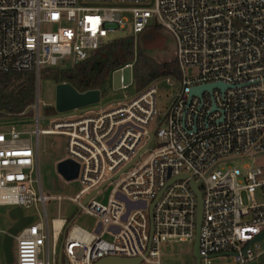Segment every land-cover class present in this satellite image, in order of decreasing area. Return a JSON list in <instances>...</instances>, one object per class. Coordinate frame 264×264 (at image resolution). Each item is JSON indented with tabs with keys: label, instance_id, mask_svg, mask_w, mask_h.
<instances>
[{
	"label": "built area",
	"instance_id": "built-area-1",
	"mask_svg": "<svg viewBox=\"0 0 264 264\" xmlns=\"http://www.w3.org/2000/svg\"><path fill=\"white\" fill-rule=\"evenodd\" d=\"M127 25L133 37L152 25L172 36L173 65L158 79L123 102L55 112L50 130L38 128L34 97L35 148L0 126V206L23 210L39 203L44 217L13 237L12 264H56L68 224L58 219L55 228L52 219L49 233L45 203L54 197L40 188V135L66 137V159L78 164L83 186L69 200L96 220L92 231L69 225L62 247L69 264L106 257L162 264L163 243L192 247L197 197L190 183L201 197L199 264L227 258L264 264V239L255 242L264 231V0H0V71L32 72L38 79L42 68L72 67ZM125 67L132 63L116 70ZM161 83L171 94L160 113ZM216 83L226 87L190 94ZM108 185L102 204L94 196ZM118 195L144 207L130 209L123 220L126 205Z\"/></svg>",
	"mask_w": 264,
	"mask_h": 264
},
{
	"label": "rangeland",
	"instance_id": "rangeland-1",
	"mask_svg": "<svg viewBox=\"0 0 264 264\" xmlns=\"http://www.w3.org/2000/svg\"><path fill=\"white\" fill-rule=\"evenodd\" d=\"M129 19L128 15H125ZM134 39L136 48H141L142 43L140 38L133 37L129 25L123 30L115 31L109 34L111 40L119 39ZM135 48V49H136ZM145 54L153 58L158 65V73L162 74L168 67L173 65V52H174V40L172 36L165 32H162L161 39L158 43L151 45L145 50ZM166 65V66H165ZM68 68H71L69 66ZM42 68L40 77L35 78V97L39 100V130H50L52 129L53 117L50 114H46L47 108H54L55 101V87L56 81L47 77L44 74ZM60 69V68H59ZM112 74V73H111ZM35 77V76H34ZM100 102L98 106H110L117 102H123L125 99L134 96L136 92V84L132 83L130 86L124 89L114 90L111 85V75L109 78L100 86ZM171 92L167 90L163 83L160 84V89L157 95V109L161 113L165 110L170 102ZM88 108V107H87ZM30 110V108H29ZM28 110V111H29ZM25 116L14 117L8 120H0V126H4L3 130L13 129L21 133L20 138L22 140H30L33 148L36 145L35 135L32 133L35 131V113L33 115H27V111L24 112ZM52 114V113H51ZM56 114V113H55ZM53 114V115H55ZM7 121V122H6ZM156 122L152 123L149 130L152 132ZM155 143V142H154ZM152 144L150 151L154 148ZM67 139L62 135H40L37 141V174L40 182L41 192L46 197H54L45 203V210L47 214V222L50 233V221L52 219H65L70 224H75L87 231H92L96 225V220L84 213H80L76 204L69 200L73 198L83 186L79 180L65 181L57 172V163L67 158ZM149 152H146L139 161H142L147 157ZM230 165H235L234 162H230ZM33 178L36 179V173H33ZM36 186V184H35ZM37 188V186H36ZM112 190V185L101 189L95 196L94 199L102 204H106L109 195ZM57 196H61L60 201L56 200ZM12 208L0 206V231L7 232L16 222V220L10 216ZM24 217H32L34 221L43 220V209L38 203L32 206L30 209H23ZM44 221V220H43ZM71 225V226H72ZM4 235L0 234V264H6L5 257L2 253V240ZM107 237V236H106ZM108 238V237H107ZM62 234L59 237L57 244V253L60 248V242ZM11 251L13 257L15 255V243L12 242ZM80 253H78L79 255ZM161 261L162 264H199L192 255V247L187 243H178L170 241L161 245ZM216 264H237L231 258L227 259H216L213 261Z\"/></svg>",
	"mask_w": 264,
	"mask_h": 264
},
{
	"label": "trees",
	"instance_id": "trees-1",
	"mask_svg": "<svg viewBox=\"0 0 264 264\" xmlns=\"http://www.w3.org/2000/svg\"><path fill=\"white\" fill-rule=\"evenodd\" d=\"M162 32L165 30L159 25L149 26L137 35L142 43L141 48L135 47L132 38L112 40L86 61L66 69L47 68L44 74L53 78L56 84H70L78 92L100 91V86L113 71L132 63V83L136 84L138 92L159 78L158 65L145 54V50L160 41ZM34 94L35 77L32 72L0 71V120L17 117L26 111L27 115H33L29 108L34 102ZM45 111L46 114H55L54 108Z\"/></svg>",
	"mask_w": 264,
	"mask_h": 264
},
{
	"label": "water",
	"instance_id": "water-1",
	"mask_svg": "<svg viewBox=\"0 0 264 264\" xmlns=\"http://www.w3.org/2000/svg\"><path fill=\"white\" fill-rule=\"evenodd\" d=\"M132 82V69L130 67H125L122 70H115L111 74V85L112 89L119 90L122 88H127L131 85ZM218 87L224 89L226 86L221 83L201 85L193 87L190 89L191 95H199L202 91H210L212 88ZM100 102V91L99 90H88L85 92H78L73 86L68 83H59L55 87V101H54V110L55 112L62 114L77 109L85 108L88 106L96 105ZM57 172L65 181H74L77 179L79 166L70 159H64L57 163ZM190 187L197 197V217H196V230L195 238L192 244V255L196 261H199L198 255V232L201 221V197L197 186L195 183H190ZM95 191L86 196L84 202H87L93 195ZM118 199L125 203L126 205V214L123 217V220L126 218L127 213L132 208L144 207L143 203H131L124 197L118 195ZM158 197L153 201L151 207L149 208V216L151 218V211ZM10 216L13 217L16 222L14 225L6 232L2 240V253L5 257L6 264H12L13 254L11 251V245L13 242V237L18 233V231L32 221V217H24L23 210L20 208H14L10 211ZM68 223L63 231L62 239L60 242V248L57 253L56 264H69L67 260L62 256V247L65 239V234L69 227ZM100 226L96 230V233L99 231ZM264 239V231L255 238L256 241ZM140 258L136 259H127V258H117V257H106L98 260L94 264H139Z\"/></svg>",
	"mask_w": 264,
	"mask_h": 264
},
{
	"label": "bare ground",
	"instance_id": "bare-ground-1",
	"mask_svg": "<svg viewBox=\"0 0 264 264\" xmlns=\"http://www.w3.org/2000/svg\"><path fill=\"white\" fill-rule=\"evenodd\" d=\"M61 222L58 219L54 220V227L58 228L60 226Z\"/></svg>",
	"mask_w": 264,
	"mask_h": 264
}]
</instances>
